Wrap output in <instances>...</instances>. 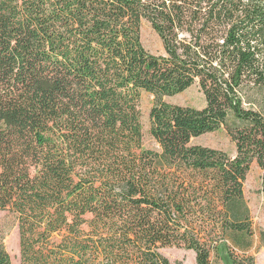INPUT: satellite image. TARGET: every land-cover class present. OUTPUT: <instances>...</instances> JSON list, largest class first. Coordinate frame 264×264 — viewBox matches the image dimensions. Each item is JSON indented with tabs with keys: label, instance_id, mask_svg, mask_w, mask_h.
<instances>
[{
	"label": "trees",
	"instance_id": "16d2710c",
	"mask_svg": "<svg viewBox=\"0 0 264 264\" xmlns=\"http://www.w3.org/2000/svg\"><path fill=\"white\" fill-rule=\"evenodd\" d=\"M143 21L162 54L142 45ZM193 85L201 108L163 99ZM220 129L232 157L192 142ZM253 163L259 227L243 193ZM0 211L17 221L19 264H180L167 246L253 264L264 0H0Z\"/></svg>",
	"mask_w": 264,
	"mask_h": 264
},
{
	"label": "rangeland",
	"instance_id": "374dc122",
	"mask_svg": "<svg viewBox=\"0 0 264 264\" xmlns=\"http://www.w3.org/2000/svg\"><path fill=\"white\" fill-rule=\"evenodd\" d=\"M141 42L146 50L154 54H162L163 47L160 38L148 22L143 21L140 28ZM166 102L178 105L201 108L204 106V96L196 85L191 86L182 93L166 96ZM154 103V97L143 93L139 102L142 142L146 148L156 149L158 146L149 133V112ZM194 144H201L224 151L229 156L235 155V146L224 129L203 134L192 139ZM261 171L255 163L250 167L243 183V193L250 209L256 227L263 224L262 200L260 193ZM0 241L10 255L12 264H19V235L15 217L7 212L0 211ZM160 253L170 262L180 264H195V254L191 250L167 246L160 248ZM249 254L253 256V264H264V246L256 234L254 244Z\"/></svg>",
	"mask_w": 264,
	"mask_h": 264
}]
</instances>
